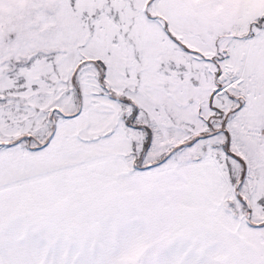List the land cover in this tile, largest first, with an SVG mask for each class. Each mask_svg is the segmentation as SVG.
Wrapping results in <instances>:
<instances>
[{
    "label": "snow or ice",
    "instance_id": "obj_1",
    "mask_svg": "<svg viewBox=\"0 0 264 264\" xmlns=\"http://www.w3.org/2000/svg\"><path fill=\"white\" fill-rule=\"evenodd\" d=\"M0 264H264V0H0Z\"/></svg>",
    "mask_w": 264,
    "mask_h": 264
}]
</instances>
